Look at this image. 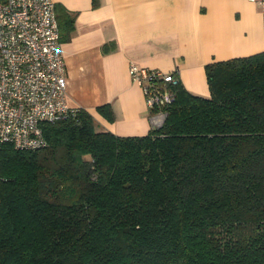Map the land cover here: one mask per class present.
<instances>
[{
  "label": "trees",
  "instance_id": "16d2710c",
  "mask_svg": "<svg viewBox=\"0 0 264 264\" xmlns=\"http://www.w3.org/2000/svg\"><path fill=\"white\" fill-rule=\"evenodd\" d=\"M55 9L66 41L75 15ZM204 70L209 95L173 84L146 134L76 108L41 149L3 144L0 264H264V51Z\"/></svg>",
  "mask_w": 264,
  "mask_h": 264
},
{
  "label": "crops",
  "instance_id": "0c3cea01",
  "mask_svg": "<svg viewBox=\"0 0 264 264\" xmlns=\"http://www.w3.org/2000/svg\"><path fill=\"white\" fill-rule=\"evenodd\" d=\"M52 1L75 15L69 39L60 41L68 104L117 135H143L152 127L143 91L128 72L131 62L172 73L186 90L208 96L207 62L264 51L261 1ZM104 45L112 47L103 51ZM103 104L112 121L97 111Z\"/></svg>",
  "mask_w": 264,
  "mask_h": 264
},
{
  "label": "built area",
  "instance_id": "2783aa9c",
  "mask_svg": "<svg viewBox=\"0 0 264 264\" xmlns=\"http://www.w3.org/2000/svg\"><path fill=\"white\" fill-rule=\"evenodd\" d=\"M128 72L143 91L152 126H160L179 80L132 62ZM66 86L54 2L0 0V148L5 143L23 150L45 147L43 125L76 109L68 104Z\"/></svg>",
  "mask_w": 264,
  "mask_h": 264
},
{
  "label": "rangeland",
  "instance_id": "374dc122",
  "mask_svg": "<svg viewBox=\"0 0 264 264\" xmlns=\"http://www.w3.org/2000/svg\"><path fill=\"white\" fill-rule=\"evenodd\" d=\"M74 108H78V107H74Z\"/></svg>",
  "mask_w": 264,
  "mask_h": 264
}]
</instances>
